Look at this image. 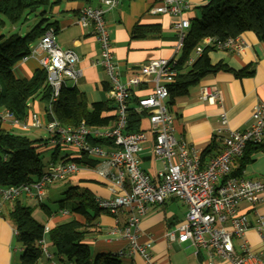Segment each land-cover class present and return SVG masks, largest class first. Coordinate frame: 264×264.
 I'll return each mask as SVG.
<instances>
[{
	"label": "built area",
	"instance_id": "1",
	"mask_svg": "<svg viewBox=\"0 0 264 264\" xmlns=\"http://www.w3.org/2000/svg\"><path fill=\"white\" fill-rule=\"evenodd\" d=\"M121 1L101 0L99 6L81 9L76 19L82 29L93 32L99 43L100 57L97 65L108 78L107 93L116 110L114 127L93 129L83 122L68 127L55 117L53 104L58 100L61 89L64 86H76L83 76V70L78 67L79 56L73 50L60 47L56 38L57 30L53 27L45 32L29 56L42 53L39 56L40 67L46 71L47 83L51 88L45 118L32 114L25 120H19L10 111L0 110L3 123L23 131L44 129L49 135L48 143L51 147H71L79 156L86 155L98 160V166L89 168L75 162H50L45 173L35 182L0 186V213L4 204L22 198L32 200L34 206L40 207L50 185L75 176L81 170L93 169L96 177L108 185L111 193L108 198H97L98 206L112 215L116 222H119L120 215L125 219L123 226L113 231L126 245L121 256H139L146 264H154L151 244H140L138 241L139 226L151 206L176 198L187 204V213L184 221L167 234L170 239L182 243L189 241L194 246L209 250L211 256L217 255L231 264H264V214L258 210V206L264 204V181L232 175L233 163L244 155L250 145L264 148V105L257 104L253 108L250 126L243 131L231 130L226 112L222 111L221 127L217 134L224 135L223 148L204 163L200 151L176 138L174 115L168 105V86L176 80L179 72L178 57L190 31V19L185 16L191 9L190 0H162L152 10L156 14L180 19L173 27L176 55L142 65L139 72L131 75L126 82L121 79L105 20L106 14L118 7ZM240 36L226 40L205 39L194 50L187 64L191 65L206 48L242 50L244 47ZM150 82L153 84L151 92L138 101L135 110L149 118L151 152L156 160L163 163V169L158 172L156 179H152L139 166V154L148 140L147 132H125L132 89L145 87ZM200 99L210 104L223 102L220 90L213 87H204ZM91 139L105 140L108 145L93 144ZM241 204L248 205L256 217L255 225L239 209ZM59 215L68 217L71 214L67 210H60ZM250 229H255L261 236L259 249H254L244 240ZM50 230L46 224L40 245L45 258L51 264H59L48 251L46 235Z\"/></svg>",
	"mask_w": 264,
	"mask_h": 264
},
{
	"label": "crops",
	"instance_id": "2",
	"mask_svg": "<svg viewBox=\"0 0 264 264\" xmlns=\"http://www.w3.org/2000/svg\"><path fill=\"white\" fill-rule=\"evenodd\" d=\"M56 5L50 10L51 15L56 17L55 23H49L57 30V42L63 50H73L80 58L78 67L83 70V76L77 83V89L86 96L89 104L107 102L109 109L104 112L105 117H116L115 104L108 96V78L104 70L97 65L100 57L99 43L91 30L82 29L77 23V15L80 10L87 6L96 7L101 0H50ZM207 0H190L191 9L187 15L190 20L199 17L196 8L203 5ZM162 0H122L118 7L108 12L105 16L106 24L110 33L113 53L121 71V79L126 82L131 75L139 72L142 65L160 59L175 57L176 35L174 24L180 19L167 14L153 13ZM27 20V19H26ZM144 28L135 33V27ZM157 28L154 30V28ZM147 29V30H146ZM243 44L242 50L222 51L214 50L208 53L213 65L222 63L229 67L232 72H219L202 79L200 83L190 90V93L175 101L171 108L174 115L175 136L184 140L190 146L203 153L214 141L217 150L223 148L222 137L217 131L221 127L222 111L226 112L228 126L231 130L243 131L249 128L253 108L257 104L264 105V44L252 32H246L240 36ZM39 41L32 45L35 48ZM203 44V43H202ZM20 61L13 69L17 78L30 79L36 70L40 69L39 56ZM179 55L178 59L180 58ZM246 68L253 69V74L247 77H236L235 72ZM147 90L138 91L132 89V94L142 96L151 92L153 84L145 86ZM204 87H213L220 90L222 104H210L200 99ZM146 96V95H145ZM145 96L141 97L144 98ZM140 98V99H141ZM139 99V100H140ZM137 105V104H136ZM136 105L134 108H136ZM130 106H133L130 104ZM28 116L39 114L45 118L47 106L39 98L28 103ZM142 123V121H141ZM6 131H23L10 124L6 125ZM149 132V131H148ZM147 132V133H148ZM49 136L46 137L47 140ZM149 142L151 145H149ZM152 139L148 136L143 145V151L139 154V166L152 179L163 169V163L156 160L151 152ZM50 147V146H49ZM50 161V153L47 152ZM61 157H80L71 147L61 148ZM211 159L205 158L204 163ZM243 175L257 181H264V148L256 151L252 156ZM236 160L233 170L237 167ZM85 180H95L93 183ZM66 185H78L91 191L97 198L110 197L109 187L101 182L93 169L81 170L77 175L70 177ZM24 202H32L28 198L21 199ZM13 204L6 203L0 213V264H19L23 254V248L15 240V226L9 219ZM239 209L246 213L253 225L256 217L249 210L247 204H241ZM261 214H264V204L258 206ZM187 204L176 198H170L163 204L151 206L147 217L140 223L138 241L140 244H151L152 262L154 264H231L217 255H210V251L194 246L191 242H179L170 239L167 234L177 228L185 219ZM78 221L85 223L82 216H76ZM69 217L60 216L59 213L48 218L50 228L58 223L68 220ZM124 216L116 219L103 212L93 223L85 243L90 247L93 255L111 254L120 255L125 251V242L118 234H113L116 228L124 224ZM251 247H261V236L255 229H250L245 237ZM239 241L237 245H239ZM19 245V246H18ZM122 264H146L139 256H121ZM59 264H67L60 262ZM38 264H50L46 258Z\"/></svg>",
	"mask_w": 264,
	"mask_h": 264
},
{
	"label": "trees",
	"instance_id": "3",
	"mask_svg": "<svg viewBox=\"0 0 264 264\" xmlns=\"http://www.w3.org/2000/svg\"><path fill=\"white\" fill-rule=\"evenodd\" d=\"M56 5L50 0H0V14L15 26L26 20L28 12L33 9H51ZM199 17L190 20V31L185 40L181 56L178 59V74L173 84L168 86V105L172 108L175 101L185 97L202 79L219 72H232L226 65H213L208 53L212 48H206L201 56L188 65L187 61L194 50L207 38L226 40L236 38L246 32H252L264 44V0H207L196 8ZM0 21V110L10 111L15 118L25 120L28 117V103L40 99L46 105L50 101L51 88L47 83L46 71L36 70L30 79L17 78L14 67L24 58L31 55V47L38 42L51 27L47 24L37 25L24 37L11 36L6 38L2 32ZM144 28L135 27L134 32ZM157 28L155 27L154 30ZM147 30V29H146ZM253 74V69L246 68L235 72L236 77H247ZM139 87L138 91H145ZM149 94V93H148ZM132 94L127 116L126 133H139L142 130L141 116L134 106L143 96ZM109 109L107 102L89 104L86 96L76 86H64L58 100L53 104V113L64 126L75 127L85 123L89 128L114 127L116 117H105ZM144 116V115H143ZM49 118V117H47ZM93 144L108 145L105 140L91 139ZM48 139L32 140L25 135L15 134L3 129L0 118V186H19L32 183L42 177L48 163L58 161L75 162L81 167L95 168L99 161L82 155L76 158L61 157L62 146L49 147ZM261 147L250 145L244 155L238 159L233 176L243 175L245 167L253 161V154ZM49 151L50 161L44 163L43 157ZM217 144L214 141L202 153V161L207 156L217 155ZM98 183L95 180H80ZM13 207L9 219L15 226V240L23 248L19 264H38L45 258L40 241L44 238L46 224L39 222L33 216L34 209L21 199L12 202ZM58 211L52 212L43 203L40 207L51 218L60 212H70L68 220L58 223L46 235L48 251L54 259L67 264H122L121 256L111 254L93 255L85 243L93 223L104 211L98 206L94 194L78 185L68 186L63 197L57 201ZM108 213V212H106ZM109 214V213H108ZM82 216L85 223L78 221L76 216ZM51 264V262L48 260Z\"/></svg>",
	"mask_w": 264,
	"mask_h": 264
},
{
	"label": "rangeland",
	"instance_id": "4",
	"mask_svg": "<svg viewBox=\"0 0 264 264\" xmlns=\"http://www.w3.org/2000/svg\"><path fill=\"white\" fill-rule=\"evenodd\" d=\"M47 11L48 12L45 13L46 9L44 8L33 9L31 12H28L26 16L27 20L15 26L11 25L7 21V19L0 14V21L4 22V24L2 25L1 32L6 38H9L11 36L24 37L28 32H30L33 28H35L39 24H42V27H45L49 23H55L57 21L56 17L51 15L50 10ZM141 120H142V130L148 132L149 129L151 128L149 118L142 115ZM8 124L9 123H3L5 129H7L6 125ZM11 132L15 134L25 135L32 140H38V139L45 140L46 137L49 136L44 129H39V130L30 129L28 131L13 130ZM147 135L150 136L149 133H147ZM149 145H151L150 142ZM47 158L48 155L46 153L44 154L43 157L44 163H46ZM69 179L70 178H67L64 181L56 182L49 186V189L47 191V196L44 200V204L52 212L58 211L57 201L63 197L64 191H66V189L68 188L69 185H66L67 184L66 182ZM27 205L34 209L33 216L35 217L36 220L44 224L48 222L47 215L45 214V212L42 210L41 207L34 206L33 202H27Z\"/></svg>",
	"mask_w": 264,
	"mask_h": 264
}]
</instances>
